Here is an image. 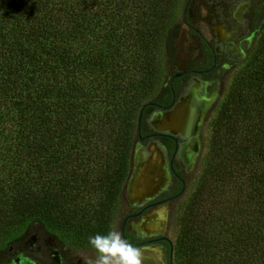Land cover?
I'll use <instances>...</instances> for the list:
<instances>
[{"label":"trees","instance_id":"16d2710c","mask_svg":"<svg viewBox=\"0 0 264 264\" xmlns=\"http://www.w3.org/2000/svg\"><path fill=\"white\" fill-rule=\"evenodd\" d=\"M187 3L0 0V264L34 232L64 254L90 247L124 199L135 146L171 151L150 115L171 109L193 70L218 79ZM252 8L248 46L199 131L193 188L170 215L173 242L160 241L164 264H264V11ZM179 21L203 58L144 100Z\"/></svg>","mask_w":264,"mask_h":264},{"label":"rangeland","instance_id":"374dc122","mask_svg":"<svg viewBox=\"0 0 264 264\" xmlns=\"http://www.w3.org/2000/svg\"><path fill=\"white\" fill-rule=\"evenodd\" d=\"M183 1L184 0H181V5H183ZM257 2L263 5L261 0H188L186 10L187 21L208 43H210L211 49L216 56L215 72L218 79L204 83L201 81L200 77L195 74L189 77L182 87L181 93L176 98L175 103L177 104L182 99L191 96L189 98L190 101L182 108L183 112L181 116L174 122H165V120H163V112H154L150 115L147 122L149 128L157 132L179 135L180 141L174 160L179 168V175L183 181V188L176 198L165 203H160L138 217L126 220L125 228H130L143 236H164L170 243L173 242L176 226L170 215L174 214L178 205L181 204L191 192L199 171L198 165L194 160L196 151L194 154L192 153L190 155L187 161L183 159L179 152L181 144L185 141V137H183L182 134L183 121H180V119H186L190 116L191 107H200L199 115H197L195 122L196 128L194 132L197 146L199 133L202 132L206 122L212 114V110H209V106L214 101L216 95L219 94L230 81L234 69L236 68V66H229V63H238L242 59L248 46L251 33L250 25L255 18L252 7L257 4ZM179 23L176 38L174 39V52L170 57L168 54L166 55V53H164V47L162 48L163 51L160 54L163 60L159 67L160 75L158 86L155 87L144 100L154 97L158 92L159 85H161L170 74L185 71L203 58V50L198 37L181 23V21H179ZM200 87H202L204 98H210L208 101H205L202 97L198 99V96L196 97L193 94L197 89H200ZM192 95H194V98ZM188 103L194 105L190 107ZM190 135L191 134H188V136ZM192 138L190 141L193 140ZM190 141L186 143H190ZM186 143L184 145H186ZM153 145L155 150L153 148L152 152L149 150L151 146H149L148 149L145 148L146 146L140 148L142 151V158L134 163L135 167L130 174L132 178H128V181L130 179V183L128 184L127 181L124 187V199L113 214L111 220H109V224H107L106 227L107 232L113 229L120 231L121 219L128 212V207L130 205L136 206L139 209L141 205L154 202L158 196L162 194V189L165 185H168L166 184L168 180L166 165L163 163L159 149L155 146V143ZM154 151L157 152V158L153 157ZM181 151H183V148H181ZM156 159L159 160L161 164L163 182H159V180H161V177H159L160 171L155 169ZM166 188H171L170 193H172L174 191L173 188L177 189L178 186L172 184L171 187L166 186ZM130 191L134 192V200L129 198ZM142 223L144 224V229L147 231L142 230ZM50 247H57V245L54 243L49 244L48 249L52 251ZM58 247L60 248L59 245ZM141 248L145 249L147 259L152 258L154 264H163L162 248H160V246L150 245ZM71 250L72 251L66 250L67 254H65L67 258L65 259L68 264H93L95 252L91 247H75ZM10 264L15 263L13 261ZM146 264H149V261L146 260Z\"/></svg>","mask_w":264,"mask_h":264},{"label":"flooded vegetation","instance_id":"af4514ba","mask_svg":"<svg viewBox=\"0 0 264 264\" xmlns=\"http://www.w3.org/2000/svg\"><path fill=\"white\" fill-rule=\"evenodd\" d=\"M215 62L216 61L214 59L213 68H215V64H216ZM179 73H181V72H179ZM192 74L193 75L195 74L196 76H199L201 81L204 82V83L211 82V81L206 80V77L203 76V73L201 71L193 70ZM212 81H214V80H212ZM195 96L196 97L198 96L197 97L198 99H201L199 97H202L205 101H208L210 99V98L209 99H205L204 98V95L202 93V87H200V89H197V91L195 92ZM175 104H174V106H175ZM173 107H172V109H173ZM169 111H171V110H169ZM184 127L185 126H183V132L182 131L181 132L183 134V137H185V141L181 144L179 152L182 155L183 159L185 161H187L192 153L194 154L195 151L197 152L198 145L196 146V141H195V138H194L195 134H191L190 136L186 135L184 133V130H185ZM160 133H164V134L170 135L172 137L171 141H172V145L173 146H172V149H171L170 152L167 150L166 146L163 145L162 143H155V146L160 151L163 163L166 165V173H167V177H168V180H167L166 184H168V185H165V187L162 189V194L163 195L162 194L159 195L158 198L154 202L147 203L145 205H141L140 206V208L135 212V213H137L140 210H142L141 214H139L138 216L144 214L145 212L150 210V208L158 205V204H156L157 202L164 201L163 203H165V202H168V201L176 198L181 193L182 188H183L182 178H180L177 175V174H179V168H178L177 163L174 160V156H175V154L177 152V149H178V146H179V142L177 141V138H179V135H177V134L173 135V134L166 133V132H160ZM191 138L193 139L192 141H190ZM189 141H190V143H186V142H189ZM152 143L154 144V142H152ZM185 143L187 144V146H186V148H184L183 151H181V148H183ZM154 150H155V148H154ZM181 152H184V153H181ZM185 155L186 156L189 155L187 160L185 158ZM163 181H164V179H163ZM172 184H176L178 186V188L177 189L173 188L174 191L172 193H170L171 188H166V186H170L171 187ZM135 213H133V214H135ZM133 214L126 216V219L125 218L124 219L128 220L130 218H135V217H132ZM138 216H136V217H138ZM145 222H147V221H145ZM145 222H143V223H145ZM143 223H142L141 228H142V230H145L144 227H143V225H144ZM123 230L125 231V233H128V232L132 233V237H131L129 242L131 244H133L134 246H137V247H146V246H150V245H158V246H160V248H162V257H163V253H164L163 252V248L164 247L160 244V241H163V242H166V243L170 242L164 236H156V235L143 236L142 234H140V233H138V232H136V231H134V230H132L130 228L127 229V228H125V221L120 226V232L121 233L123 232ZM145 231H147V230H145ZM48 243L51 244L52 242L47 237H39L36 232L32 233L22 243V247H20V251L18 250L19 253H18V251L14 252V255H13L14 256L13 257L14 263L15 264H53V263H56V264H68V262L66 260L67 258L65 257V254H64V250L65 249L63 247H61V246H60V248L50 247V248H52V251H49V249H48L49 248V244ZM144 243H145V245L142 246V244H144ZM139 245H141V246H139ZM150 252H152V251H150ZM26 253H28V254L32 253V255L35 256V258L37 257L38 259H35V260L31 259L30 260V259H28L25 256ZM19 258H21V259L19 260ZM163 264H164V259H163Z\"/></svg>","mask_w":264,"mask_h":264},{"label":"clouds","instance_id":"9594fccd","mask_svg":"<svg viewBox=\"0 0 264 264\" xmlns=\"http://www.w3.org/2000/svg\"><path fill=\"white\" fill-rule=\"evenodd\" d=\"M88 244L95 252L93 264H146L145 249L131 244L118 230L90 236Z\"/></svg>","mask_w":264,"mask_h":264},{"label":"bare ground","instance_id":"6f19581e","mask_svg":"<svg viewBox=\"0 0 264 264\" xmlns=\"http://www.w3.org/2000/svg\"><path fill=\"white\" fill-rule=\"evenodd\" d=\"M193 94L195 95V93H193ZM194 95H192L193 98H194ZM190 97L185 98V99H182L181 101H179V103H177L173 107V109H171V111L163 112L162 113L163 114V120H165V122H169V123H172L175 120H177L178 117L181 116V113L183 112L182 108L184 106H186V104H187L188 101H190L189 100ZM188 105L191 107V105H194V104L188 103ZM199 111H200V107L199 106L198 107H193V108L191 107V114H190V116L188 118H186V119H180V121H183V126H185L184 127V129H185L184 130V133L186 135H188V134H194L195 128H196V123L195 122H196L197 115H199ZM149 146H151V147L149 148ZM149 146H148V148H149L150 152H152L153 151V146L152 145H149ZM186 146H187V144L184 145L183 150H184V148H186ZM154 152H153V157L154 158H157V153H156V151H154ZM188 157H189V155H187V156L185 155L186 160L188 159ZM155 164H156V166H155L156 168L155 169H158L160 171V174H159L160 176L159 177H161V180H159V182H163V175H162V172H161V165H160L159 160L156 159L155 160ZM153 171H154V169H153ZM129 198L131 200H134L135 199V195H134V192L133 191H130V197ZM147 261H149V264H154L152 258H148Z\"/></svg>","mask_w":264,"mask_h":264},{"label":"water","instance_id":"95a60500","mask_svg":"<svg viewBox=\"0 0 264 264\" xmlns=\"http://www.w3.org/2000/svg\"><path fill=\"white\" fill-rule=\"evenodd\" d=\"M260 10H262V11H264V6L263 5H261V4H259L258 2H257V4H255ZM180 75V73L179 72H177V73H175L174 74V77H178ZM175 104V103H174ZM174 106V105H173ZM172 106V107H173ZM172 107H171V109H172ZM170 109V110H171ZM169 111V110H168ZM165 112H167V111H165ZM149 145H153V143L152 142H149V143H147V145H146V149H148V146ZM154 146V145H153ZM140 146L137 144L136 146H135V148H134V152H133V166H132V170L134 169V167H135V165H134V163H136V161H138V160H140L141 158H142V151L140 150ZM165 169V168H164ZM132 178V175L130 176V179ZM130 179H129V181H128V184L130 183ZM164 201H162V202H157L156 204H160V203H163ZM141 212H142V210H140L139 212H137V213H135V214H133L132 215V217H136V216H138L139 214H141ZM126 219V218H125ZM125 219L123 220V222L125 221ZM122 222V223H123ZM143 245H145V243L144 244H142V246ZM139 246H141V245H139Z\"/></svg>","mask_w":264,"mask_h":264}]
</instances>
